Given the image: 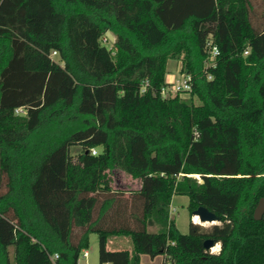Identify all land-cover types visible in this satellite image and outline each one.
<instances>
[{"label": "trees", "instance_id": "obj_1", "mask_svg": "<svg viewBox=\"0 0 264 264\" xmlns=\"http://www.w3.org/2000/svg\"><path fill=\"white\" fill-rule=\"evenodd\" d=\"M253 16L250 0H0V264L9 246L13 264H77L91 232L98 264H128L108 234L160 264H264V213L252 217L264 196V12ZM172 58L199 104L161 96ZM112 169L139 181L131 204L115 197ZM173 195L220 224L178 232ZM152 216L161 231H147Z\"/></svg>", "mask_w": 264, "mask_h": 264}, {"label": "rangeland", "instance_id": "obj_2", "mask_svg": "<svg viewBox=\"0 0 264 264\" xmlns=\"http://www.w3.org/2000/svg\"><path fill=\"white\" fill-rule=\"evenodd\" d=\"M254 9L253 20L256 15L259 16L261 12H264V0H250ZM256 20V19H255ZM100 42L106 47H110L111 42H109L104 36L101 37ZM51 55V53H50ZM52 58L57 61L56 55H51ZM180 61L178 58L168 59L166 61V69L165 73H167L166 77L169 79L167 82H175L177 79V74L179 73ZM180 93V97L186 101H189L193 105L199 104V101L193 95H190L188 92H178ZM80 147L78 145H73L69 148V154L75 155L79 152ZM95 152L99 150V148H94ZM109 184L114 191V195L117 199H126L127 204H131L132 201L131 193L136 191L139 188V181L137 179L130 178L127 174L123 173L118 169H112L109 173ZM3 190L2 184L0 183V192ZM187 197L185 195H173L170 198L168 204V218L173 220L174 227L176 230L182 234L187 232L188 223L191 221V216L189 217V212L186 208ZM129 206V205H128ZM193 223V222H192ZM197 224V223H196ZM210 224V225H209ZM219 221H214L213 223L207 222L206 224H198L203 229H208L211 225H219ZM162 228L159 226H150L147 231L149 232H157L161 231ZM97 234L91 232L88 234V246L86 249V256L82 257V251L79 253L77 264H98L97 260ZM218 245V244H217ZM8 257L10 264H13L12 258V246L8 248ZM218 246L216 250L208 249L209 252L214 253L217 252ZM213 251V252H212ZM159 262H161L160 258H158ZM156 260V261H158ZM156 261H149L146 255H142L140 259V264H158ZM160 264V263H159Z\"/></svg>", "mask_w": 264, "mask_h": 264}, {"label": "crops", "instance_id": "obj_3", "mask_svg": "<svg viewBox=\"0 0 264 264\" xmlns=\"http://www.w3.org/2000/svg\"><path fill=\"white\" fill-rule=\"evenodd\" d=\"M166 75H167V73H165V75H164V81L165 82H167L169 80V79H167ZM191 218H192L191 221L193 222V216L192 215H191ZM153 225L155 227L159 226L162 228V225L158 221V219L152 216V217L148 218V223H147L146 229H148V227L153 226ZM105 245H106V248L108 250H122V249L127 250V252H128V264H140L141 256L145 255V254H137L133 250L130 238L126 234H108L106 236ZM82 251L86 252V250H82ZM86 254H87V252H86ZM85 256H82V257H85ZM146 256H147L149 261H156V260H158V258H160L161 262L163 260L162 256H160V255H155V256L146 255ZM161 262H159V260H158L155 263L159 264Z\"/></svg>", "mask_w": 264, "mask_h": 264}, {"label": "built area", "instance_id": "obj_4", "mask_svg": "<svg viewBox=\"0 0 264 264\" xmlns=\"http://www.w3.org/2000/svg\"><path fill=\"white\" fill-rule=\"evenodd\" d=\"M206 52H207V63L206 65H213V58L217 54V48L215 45L209 40L205 43ZM247 50L243 51V54H246ZM51 55H55L54 51H51ZM209 78V76H207ZM146 81L143 82L141 86V91L144 89V85ZM190 91V82H189V75L185 73H178L177 79L175 82H166V85L160 88V94L163 97L173 96L178 92H189ZM23 110L22 108L15 109L16 113H21ZM91 154L95 153L94 149L90 150ZM86 252L82 251V256H85ZM56 257V255H53Z\"/></svg>", "mask_w": 264, "mask_h": 264}, {"label": "water", "instance_id": "obj_5", "mask_svg": "<svg viewBox=\"0 0 264 264\" xmlns=\"http://www.w3.org/2000/svg\"><path fill=\"white\" fill-rule=\"evenodd\" d=\"M104 37L109 42L113 41V36L111 35V33L109 31L104 32ZM199 182H201V181H199ZM263 213H264V196L260 197L257 200V202L254 206L253 212H252V217L254 220H259L262 217ZM194 214L197 215L198 220L200 222L218 221L217 217L212 212L208 211L206 208H204L202 206H197L191 213V215H194ZM215 244L216 243L211 239H205L202 242V246L204 249H209Z\"/></svg>", "mask_w": 264, "mask_h": 264}, {"label": "bare ground", "instance_id": "obj_6", "mask_svg": "<svg viewBox=\"0 0 264 264\" xmlns=\"http://www.w3.org/2000/svg\"><path fill=\"white\" fill-rule=\"evenodd\" d=\"M213 222H214V221H213ZM213 222H209V223H213ZM193 223L203 224V225H204V224H206L207 222H200V221L198 220L197 215L194 214V215H193ZM209 225H210V224H209ZM217 246H218V245H216V244L213 245V246L211 247V250H213V251L216 250V249H217ZM213 251H212V252H213Z\"/></svg>", "mask_w": 264, "mask_h": 264}]
</instances>
